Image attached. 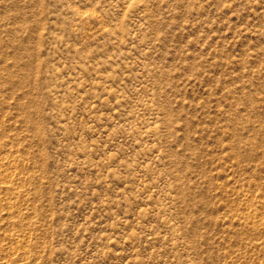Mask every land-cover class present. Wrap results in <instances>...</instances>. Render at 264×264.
Masks as SVG:
<instances>
[{
	"label": "rangeland",
	"instance_id": "1",
	"mask_svg": "<svg viewBox=\"0 0 264 264\" xmlns=\"http://www.w3.org/2000/svg\"><path fill=\"white\" fill-rule=\"evenodd\" d=\"M0 264H264V0H0Z\"/></svg>",
	"mask_w": 264,
	"mask_h": 264
}]
</instances>
